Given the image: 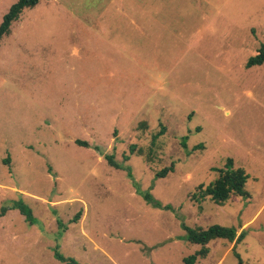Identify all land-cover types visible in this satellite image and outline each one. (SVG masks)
I'll return each instance as SVG.
<instances>
[{"label":"rangeland","instance_id":"1","mask_svg":"<svg viewBox=\"0 0 264 264\" xmlns=\"http://www.w3.org/2000/svg\"><path fill=\"white\" fill-rule=\"evenodd\" d=\"M16 1L0 0V22ZM262 44L264 0L24 9L0 39V206L19 197L35 221L0 217V264H62L55 249L79 264H185L201 245L183 224L245 232L194 264H237L233 249L264 264V63L245 66ZM228 159L247 196L202 198Z\"/></svg>","mask_w":264,"mask_h":264},{"label":"trees","instance_id":"2","mask_svg":"<svg viewBox=\"0 0 264 264\" xmlns=\"http://www.w3.org/2000/svg\"><path fill=\"white\" fill-rule=\"evenodd\" d=\"M39 0H17L14 2L8 9V11L3 15L2 21L0 22V39L3 35H8L10 33V26L12 22L18 19L20 13L26 9L34 7L38 4ZM264 63V45H260L256 53L249 57L245 66L249 68L254 65H261ZM163 128L160 131L154 133L153 137L156 138L162 134ZM79 144H85L82 141L77 140ZM131 152H133V147H130ZM106 160L108 163L115 168H125L121 163H117L113 159V154H106ZM125 160H128V157L125 156ZM171 167H165L157 172V175L163 176ZM127 176L132 182L136 192L140 194L144 200L153 205L154 207H162V204L156 200L150 193L149 190L140 189L137 182L133 179L130 168L126 167ZM217 177L209 182L204 188L202 185L199 186L200 196L203 198L208 196L212 201L217 204H222L230 198L232 195H237L241 197L247 196V191L244 189L245 182L247 181L248 175L244 169L240 167H234L233 161L228 159L223 168L217 169ZM166 207V206H165ZM17 209L23 216L25 221L29 224H33L35 219L32 215L30 207L23 201L21 198L13 199L11 202H8L0 206V217L4 216L8 210ZM79 217V213L73 217V221H76ZM59 221V219H56ZM58 225L61 222H57ZM183 227L186 231L185 239L191 243L200 244L201 248L194 253L183 258L185 264H194L197 257H204L208 252V247L206 244L217 238L225 239L234 244L239 243L243 240L245 232L242 230L237 233V229L234 226H223L219 224H212L206 228L196 227L191 228L183 224ZM235 248V247H233ZM234 255L236 256L237 264H243L240 255L233 249ZM55 257L62 262V264H79L74 258H65L57 250H54Z\"/></svg>","mask_w":264,"mask_h":264}]
</instances>
